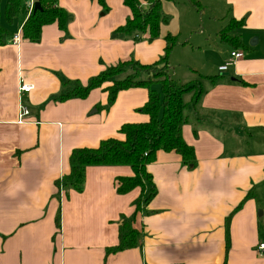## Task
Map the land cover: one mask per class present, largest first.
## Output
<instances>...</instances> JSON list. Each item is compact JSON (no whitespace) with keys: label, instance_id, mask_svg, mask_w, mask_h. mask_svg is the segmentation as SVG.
Here are the masks:
<instances>
[{"label":"crops","instance_id":"crops-1","mask_svg":"<svg viewBox=\"0 0 264 264\" xmlns=\"http://www.w3.org/2000/svg\"><path fill=\"white\" fill-rule=\"evenodd\" d=\"M198 2L201 10L191 0H163L178 25L163 23L154 41L118 31L130 15L123 0H107L105 13L97 0H58L70 16L67 29L47 24L39 42H12L30 15L26 5L13 24L2 16L10 35L0 45V264H264L258 250L264 242V0ZM233 22L238 47L222 37ZM194 31L198 38L191 41ZM169 34L177 38L172 76L190 49L204 51L202 63L190 65L199 79L173 76L201 87L197 98L184 95L183 138L196 160L186 164L175 151L157 152L147 166L157 192L135 221L142 243L107 255L119 243L122 216L135 212L142 194L141 187L117 191V180L133 177V169L89 166L82 191L60 190L57 181L70 172L75 148L96 147L121 137L122 125L146 122L141 108L149 92L122 90L109 108V84L86 98L56 96L62 80L85 85L121 60L157 62ZM236 50L244 56L221 71ZM22 80L34 89L21 94ZM21 97L30 109L24 123L18 122Z\"/></svg>","mask_w":264,"mask_h":264},{"label":"trees","instance_id":"trees-1","mask_svg":"<svg viewBox=\"0 0 264 264\" xmlns=\"http://www.w3.org/2000/svg\"><path fill=\"white\" fill-rule=\"evenodd\" d=\"M5 1L4 12L2 4ZM103 7L107 0H97ZM130 9L124 26L118 31L140 40L148 36L154 41L161 34V26L168 21L169 15L163 11V0H123ZM143 1L148 8L143 7ZM40 8L32 10L22 27V37L33 42L41 40L42 29L45 25L58 22L62 30L67 29L70 20L69 13L58 6V0H38ZM198 10H201L198 0H191ZM27 6V0H0V45L6 42L10 35L1 19L4 15L8 24H13L22 8ZM238 24L231 23L222 32V37L235 46L241 41L230 33ZM164 55L155 63L143 64L133 57L121 60L107 67L100 74L91 77L87 84L74 83L69 87L70 81L62 80L63 91L56 96L57 100L64 101L71 98H86L95 88L105 87L108 92L109 108L116 100L120 91L135 87H144L149 92L146 104L141 112L148 115L146 122L126 123L121 126V137L104 139L96 147L75 148L70 155V172L57 181L60 190L73 188L83 190L86 179V170L89 166H118L128 165L134 171L133 177H122L117 180V191L128 193L137 187L142 188V194L134 201L135 212L131 216H122L119 226V243L106 249V254L117 253L126 249L137 247L142 243V234L135 227L138 212L156 195V186L147 166L156 159L157 152L164 150L175 151L186 164H193L196 160L195 149L183 138V125L186 122L184 110L186 103L184 95L193 92L195 97L201 94L198 83L182 84L172 76V67L169 58L177 38L171 34L166 37ZM160 85V91L154 86ZM251 193L245 200L249 199ZM60 214L57 224L60 227ZM229 220H227V225ZM227 243L230 245V236L227 232Z\"/></svg>","mask_w":264,"mask_h":264},{"label":"rangeland","instance_id":"rangeland-1","mask_svg":"<svg viewBox=\"0 0 264 264\" xmlns=\"http://www.w3.org/2000/svg\"><path fill=\"white\" fill-rule=\"evenodd\" d=\"M168 7H169V5L167 6V8H165V10L163 9V11L165 13L167 11L171 12L170 8H168ZM27 10L29 12H31L33 9L31 10L30 6H27ZM109 10H111V7H109L108 5L106 7L102 6V12L103 13H105V12H107ZM171 13H172V15L169 16L168 21L166 22V24L168 26H170L169 29H175L177 27V25H178L177 24L178 19L175 17L173 12H171ZM197 38H198V32L197 31H194L192 33V37H189V39H191V41H196ZM210 41L213 42V44H212L213 47L216 46V44H219L218 43L219 41H218L217 38H214L213 40H210ZM204 48H205V46H204ZM189 54H190V56H186L184 59L180 60V61H182L181 65H178V64L175 65L176 66V69H175L176 73H175V70H174V75L173 76L175 78H177V80H179L180 82H189V81H192L193 79H196V78L199 79L200 78V76H196L195 74L192 73L193 72L192 69H195V68L193 66H190V65H195L197 63H202V60L204 58V51H202V49H195V51L190 49V53ZM210 67L211 68H209V69H212V71H213V68H214L213 64ZM157 86H159V85H155L154 88L157 89Z\"/></svg>","mask_w":264,"mask_h":264},{"label":"built area","instance_id":"built-area-1","mask_svg":"<svg viewBox=\"0 0 264 264\" xmlns=\"http://www.w3.org/2000/svg\"><path fill=\"white\" fill-rule=\"evenodd\" d=\"M27 6H30L31 10L34 9L35 6V0H27ZM22 34L21 32H18L12 37V42L15 44H18L21 41ZM244 56V52L240 50L233 51L231 53V58L228 60V62L220 67L221 71H226L229 67V65L233 62H235L238 59H241ZM34 89V85L25 82L24 80L21 81L19 85V91L21 94L24 93H29ZM21 97V102L19 105V123H24L26 122V117L29 116L30 114V109L29 106L24 102V100ZM258 250L261 253H264V242H261L258 246Z\"/></svg>","mask_w":264,"mask_h":264},{"label":"water","instance_id":"water-1","mask_svg":"<svg viewBox=\"0 0 264 264\" xmlns=\"http://www.w3.org/2000/svg\"><path fill=\"white\" fill-rule=\"evenodd\" d=\"M40 8V3L37 1L35 2L34 10H38Z\"/></svg>","mask_w":264,"mask_h":264}]
</instances>
